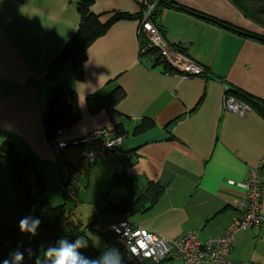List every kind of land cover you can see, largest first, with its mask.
I'll use <instances>...</instances> for the list:
<instances>
[{
	"label": "crops",
	"instance_id": "0c3cea01",
	"mask_svg": "<svg viewBox=\"0 0 264 264\" xmlns=\"http://www.w3.org/2000/svg\"><path fill=\"white\" fill-rule=\"evenodd\" d=\"M83 1L0 0V145L8 142L20 159H32L48 201L90 226L87 236L104 240V251L118 249L124 264L154 263L125 258L110 231L120 219L168 239L189 232L201 240L222 236L236 217L234 202L243 193L229 181H244L264 156L262 111L247 117L228 113L223 96L225 88H231L264 104V43L209 20L259 36L264 29L231 0H163L197 14L161 7L156 26L172 49L203 68L202 76L181 78L166 65L143 58L139 20L123 19L88 47L80 69L65 64L41 80L77 33L78 4ZM86 1L102 24L117 14L140 15L147 3ZM56 86L74 93L81 121L50 143L42 116ZM117 89L123 98L113 109L89 112V97L106 98ZM142 123L151 127L135 134ZM102 129L123 136L121 151L130 157L97 160L69 198L65 186L82 148L68 146L57 154L54 144ZM260 175L264 179V165ZM116 178L131 179L140 191L154 184L163 192L144 212L111 214L107 204L128 198L127 189L115 185ZM93 207H98L97 214ZM261 234L260 229L237 232L227 260L264 264Z\"/></svg>",
	"mask_w": 264,
	"mask_h": 264
},
{
	"label": "trees",
	"instance_id": "16d2710c",
	"mask_svg": "<svg viewBox=\"0 0 264 264\" xmlns=\"http://www.w3.org/2000/svg\"><path fill=\"white\" fill-rule=\"evenodd\" d=\"M152 1L147 0V3ZM258 1H261V9L258 10L257 14L264 18V0H231L233 5L248 19L251 18L241 9V4H250ZM90 5L91 3L86 0L78 4L81 16L78 31L62 54L53 62L52 68H50L51 71L52 69H59L65 64H71L76 69H80L86 59L85 51L96 39L103 36L113 23L123 19L140 20L142 18V14L133 16L117 14L107 23L102 24L98 16L90 11ZM161 7L197 15L181 6L157 0V4L150 16L155 26ZM209 21L215 22L231 31H234V29L239 30L214 20ZM253 22L256 23L254 20ZM160 32L162 33L161 30ZM154 56L155 52L149 51L142 57H148L154 64H163L158 59H154ZM228 93L235 99L251 106L254 110H262L264 108L263 103L237 90L230 88ZM122 98L123 92L117 89L106 98L89 97L87 99V107L91 114H96L102 109H113ZM80 121L81 113L74 93L59 86L54 87L46 101V111L42 116L46 140L50 143L55 142L57 131L70 129ZM149 123H142L135 128L134 133L139 134L146 131L151 127ZM114 183L116 186L125 187L128 191L126 200L106 205V211L115 215L127 212H144L157 202L163 192V188L154 184H148L145 190L140 191L138 186L127 178H116ZM28 216L37 217L41 221L40 225L35 229V234L25 230V225L21 224V220ZM28 226L31 227V222ZM89 227L76 220L72 212H67L65 207H55L48 201L45 197V187L39 170L32 159H20L15 148L10 143H1L0 261H7L8 264H56L58 259L56 252L50 253L49 249L58 251L61 248L60 241L75 245L77 239L82 237L83 241L79 247L75 248L74 253L77 258V264H90L92 260H95L96 264H117L118 261H120V264H124L123 254L119 252L118 255L115 249L108 248L103 252L94 250L87 236ZM17 252L23 254L21 261L15 260Z\"/></svg>",
	"mask_w": 264,
	"mask_h": 264
},
{
	"label": "built area",
	"instance_id": "2783aa9c",
	"mask_svg": "<svg viewBox=\"0 0 264 264\" xmlns=\"http://www.w3.org/2000/svg\"><path fill=\"white\" fill-rule=\"evenodd\" d=\"M156 4L157 0L146 3L142 18L139 20L141 56L154 51V59L167 65L177 76L181 78L202 76L203 68L182 52L172 49L160 30L152 23L150 16ZM49 76L50 72L46 71L41 80H48ZM228 92L229 88H225L222 105L226 112L240 117H247L254 112L251 106L235 99ZM261 111L264 118V108ZM63 130L56 132V138ZM122 141L123 136L107 129L97 130L69 143L56 141L54 148L57 154L68 146L82 148L77 162L71 168L65 186L66 196L74 198L79 190V179L89 173L97 160L101 158L127 160L130 155L121 151ZM263 165L264 156L249 170L244 181L238 184L229 181L231 185H238L243 193L241 198L234 202L236 217L222 236L201 240L196 232H189L178 238L168 239L135 226L127 219H120L110 227L116 244L129 261L151 260L154 264L167 260L178 264H240L227 260L237 232L244 229H260L262 231L260 238L264 244V215L261 213L264 179L260 175V168ZM93 212L97 214L98 207H93Z\"/></svg>",
	"mask_w": 264,
	"mask_h": 264
},
{
	"label": "clouds",
	"instance_id": "9594fccd",
	"mask_svg": "<svg viewBox=\"0 0 264 264\" xmlns=\"http://www.w3.org/2000/svg\"><path fill=\"white\" fill-rule=\"evenodd\" d=\"M31 222V227H29V223ZM41 221L37 217H24L21 220V224L25 225V230L32 232L35 234V229L40 225ZM83 241V238H78L75 245H69L66 241H60L61 248L57 251L55 249H49V252H56V255L58 257L56 264H77V258L75 253V248L79 247ZM117 254L119 255V250L115 249ZM23 259V254L20 252H17L15 254V260L21 261ZM99 259V257H97ZM122 260V257H121ZM0 264H8L7 261H0ZM90 264H96L95 260H92ZM117 264H120V261L117 262Z\"/></svg>",
	"mask_w": 264,
	"mask_h": 264
},
{
	"label": "rangeland",
	"instance_id": "374dc122",
	"mask_svg": "<svg viewBox=\"0 0 264 264\" xmlns=\"http://www.w3.org/2000/svg\"><path fill=\"white\" fill-rule=\"evenodd\" d=\"M241 9L244 12H246L250 16L251 19L256 21V23L254 22V24H257L258 26H261L264 29V18L260 17L257 14L258 10L261 9V1L250 3V4H241ZM251 19H249V20L253 22V20H251ZM49 72L51 74L52 71L49 69ZM93 237L94 236H91L90 239L94 241L92 243L93 244L92 247L94 248V250H96L98 252L104 251V249L106 247V242L100 238L97 239V238H93Z\"/></svg>",
	"mask_w": 264,
	"mask_h": 264
},
{
	"label": "water",
	"instance_id": "95a60500",
	"mask_svg": "<svg viewBox=\"0 0 264 264\" xmlns=\"http://www.w3.org/2000/svg\"><path fill=\"white\" fill-rule=\"evenodd\" d=\"M234 31L238 32L239 34H243L244 36H247L248 38H252V39L258 40L260 42H264V37H262V36L250 34V33H245L244 31H239L236 29H234Z\"/></svg>",
	"mask_w": 264,
	"mask_h": 264
}]
</instances>
